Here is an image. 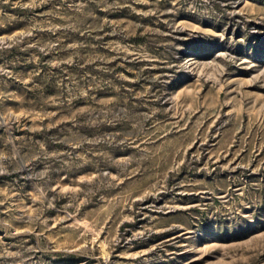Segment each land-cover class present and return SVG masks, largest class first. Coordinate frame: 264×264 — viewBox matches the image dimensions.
<instances>
[{
	"label": "rangeland",
	"instance_id": "1",
	"mask_svg": "<svg viewBox=\"0 0 264 264\" xmlns=\"http://www.w3.org/2000/svg\"><path fill=\"white\" fill-rule=\"evenodd\" d=\"M0 264H264V0H0Z\"/></svg>",
	"mask_w": 264,
	"mask_h": 264
}]
</instances>
